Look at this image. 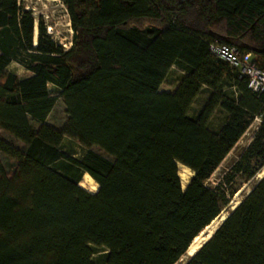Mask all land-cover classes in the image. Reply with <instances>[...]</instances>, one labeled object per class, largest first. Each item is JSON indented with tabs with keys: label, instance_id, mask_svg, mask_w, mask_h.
<instances>
[{
	"label": "trees",
	"instance_id": "16d2710c",
	"mask_svg": "<svg viewBox=\"0 0 264 264\" xmlns=\"http://www.w3.org/2000/svg\"><path fill=\"white\" fill-rule=\"evenodd\" d=\"M61 1L73 30L66 50L42 23L33 46L31 10L0 0V129L25 146L0 137L16 161L9 175L0 162V264H95L92 247L106 250L105 264H175L264 167V90L209 49L235 46L264 72V0ZM16 51L30 76L6 71ZM172 65L185 73L160 90ZM202 86L205 104L189 117ZM57 97L67 114L59 129L45 121ZM216 109L225 114L217 132L207 127ZM255 117L249 144L207 186ZM63 137L112 160L90 150L72 158ZM178 163L192 171L185 188ZM84 173L95 192L78 185ZM227 214L183 264H264V175Z\"/></svg>",
	"mask_w": 264,
	"mask_h": 264
},
{
	"label": "rangeland",
	"instance_id": "374dc122",
	"mask_svg": "<svg viewBox=\"0 0 264 264\" xmlns=\"http://www.w3.org/2000/svg\"><path fill=\"white\" fill-rule=\"evenodd\" d=\"M21 2L25 9L31 10L32 16L34 18L35 26L33 29L32 38L33 46H35L37 41V25L38 23H42L46 34H48L52 38L55 44H57L64 50L70 47V45L72 44L73 30L71 28L66 6L61 0H21ZM153 24L157 23L152 21H142L141 26L148 27ZM131 25H134V23H131ZM22 57H24V54L16 51V56L12 58L10 63L5 68L7 72L15 74L18 78H25L31 75V72L28 71L19 61H17V58L20 59ZM184 73L185 72L179 65H172L166 77L162 81L159 89L163 91H174ZM48 90L52 95H57L58 93V89L52 84H48ZM208 93L209 89L206 86H202L199 93L196 95L195 99L187 110V115L189 117H195L197 115V113L205 104ZM224 118V112L220 109H216L208 119L207 127L210 130L217 132L221 127ZM66 119L67 114L65 112V105L62 99L60 97H57L45 121L54 128L59 129L66 122ZM259 123L260 117H255L252 120L242 136L234 144L231 150L220 162V164L214 169L211 175L206 179L205 184L207 186L214 187L219 184L222 177L228 171L232 163L238 158L239 154L253 138ZM30 124L34 130H36L39 126V124L33 120H30ZM0 137L21 150L25 149V146L22 142L18 141L2 129H0ZM60 149L66 155L79 160L83 158L88 150L106 159L112 160V158L105 152H103L99 147L92 145L87 148L79 144L77 140L71 139L69 137H63L60 143ZM0 162L7 175L11 174L14 171L16 161L13 158H10L0 152ZM262 171H264V167H262L253 178L249 179L248 181L241 182L238 185L236 192L232 196L231 202L227 206L222 208L220 214L217 216V221L220 220V218L218 217L221 214H225L226 216L228 209L233 208L241 199V197L249 192L256 180L261 177L259 175ZM191 175V170H184L179 174L182 188H185V185L189 181ZM83 176L84 174L81 175L78 185L81 183V185L83 186L82 188H84L86 191L91 193L95 192L98 187L97 183L94 180L89 181L87 179H84ZM234 203L236 204L232 207ZM208 234V230H204V232L199 235H201V239H203L204 237H207ZM92 250V261L95 262V264H105L104 261L106 250L103 247H92ZM188 255L189 253L186 250L185 254H183L175 264H183Z\"/></svg>",
	"mask_w": 264,
	"mask_h": 264
},
{
	"label": "built area",
	"instance_id": "2783aa9c",
	"mask_svg": "<svg viewBox=\"0 0 264 264\" xmlns=\"http://www.w3.org/2000/svg\"><path fill=\"white\" fill-rule=\"evenodd\" d=\"M209 49L215 56L236 68L240 75L246 76L247 87L253 92L260 93L264 90V72L255 65L251 53H241L235 46L216 41L209 44Z\"/></svg>",
	"mask_w": 264,
	"mask_h": 264
},
{
	"label": "bare ground",
	"instance_id": "6f19581e",
	"mask_svg": "<svg viewBox=\"0 0 264 264\" xmlns=\"http://www.w3.org/2000/svg\"><path fill=\"white\" fill-rule=\"evenodd\" d=\"M184 170H190V169H189L188 167H186V166H184V165L178 163V176H179V174H180L182 171H184ZM263 172H264V171H262V172L260 173L259 176H262ZM83 178H84V179H87V180H89V181L93 180V179L90 177V175L87 174V173H84ZM79 186L83 187V186L81 185V183L79 184ZM235 204H236V203H234V204L232 205V207H233ZM218 218H220L219 221H217V217H216V218L213 219V220L211 221V223H210V224L204 229V230H208V232H209L208 236H209V235L212 233V231L218 226V224H219V223L225 218V214H221ZM208 236H207V237H204L203 239H201V235L196 236V237L194 238V240L192 241V243L188 246L187 252H188L189 254H192V253L198 248V246H199L204 240H206V239L208 238ZM199 240H200V241H199Z\"/></svg>",
	"mask_w": 264,
	"mask_h": 264
},
{
	"label": "water",
	"instance_id": "95a60500",
	"mask_svg": "<svg viewBox=\"0 0 264 264\" xmlns=\"http://www.w3.org/2000/svg\"><path fill=\"white\" fill-rule=\"evenodd\" d=\"M263 175H264V174H263ZM263 175H262V176H263ZM262 176H261V177H262ZM261 177H260V178H261ZM260 178H259V179H260ZM247 193H248V192H247ZM238 203H239V201L237 202V204H238ZM237 204H236V205H237ZM236 205H235V206H236ZM235 206H234V207H235ZM234 207H233V208H234ZM233 208H231V210H232ZM227 215H228V214H226V216H227ZM226 216H225V217H226ZM224 219H225V218H224ZM224 219H223V220H224ZM223 220H222V221H223ZM222 221H221V222H222ZM216 228H217V227H216ZM216 228H215V229H216ZM215 229H214V230H215ZM214 230H213V231H214ZM203 232H204V230H203L201 233H203ZM201 233H200V234H201ZM212 233H213V232H212ZM212 233L208 236V238L212 235ZM208 238H207V239H208ZM207 239H206V240H207ZM206 240H204L202 243H204ZM202 243L198 246V248L202 245ZM198 248H197V249H198ZM197 249H196V250H197ZM196 250H195V251H196ZM195 251H194V252H195ZM194 252H193V253H194ZM193 253H192V254H193ZM192 254H189V256H191Z\"/></svg>",
	"mask_w": 264,
	"mask_h": 264
}]
</instances>
